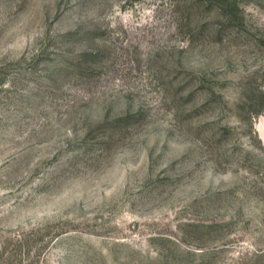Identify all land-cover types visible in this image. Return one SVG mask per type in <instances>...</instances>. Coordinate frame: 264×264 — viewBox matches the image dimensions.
I'll return each mask as SVG.
<instances>
[{
  "label": "rangeland",
  "instance_id": "rangeland-1",
  "mask_svg": "<svg viewBox=\"0 0 264 264\" xmlns=\"http://www.w3.org/2000/svg\"><path fill=\"white\" fill-rule=\"evenodd\" d=\"M264 0H0V264H264Z\"/></svg>",
  "mask_w": 264,
  "mask_h": 264
},
{
  "label": "trees",
  "instance_id": "trees-1",
  "mask_svg": "<svg viewBox=\"0 0 264 264\" xmlns=\"http://www.w3.org/2000/svg\"><path fill=\"white\" fill-rule=\"evenodd\" d=\"M264 111V95H263V101H262V106L260 110L258 111V114L262 113Z\"/></svg>",
  "mask_w": 264,
  "mask_h": 264
},
{
  "label": "crops",
  "instance_id": "crops-1",
  "mask_svg": "<svg viewBox=\"0 0 264 264\" xmlns=\"http://www.w3.org/2000/svg\"><path fill=\"white\" fill-rule=\"evenodd\" d=\"M261 137L263 138V141H264V132L261 131Z\"/></svg>",
  "mask_w": 264,
  "mask_h": 264
}]
</instances>
